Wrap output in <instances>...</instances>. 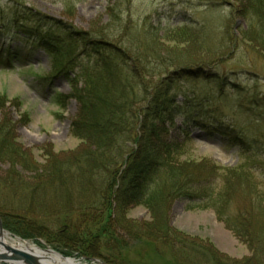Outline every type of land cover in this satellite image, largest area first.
I'll return each instance as SVG.
<instances>
[{
	"label": "trees",
	"instance_id": "obj_1",
	"mask_svg": "<svg viewBox=\"0 0 264 264\" xmlns=\"http://www.w3.org/2000/svg\"><path fill=\"white\" fill-rule=\"evenodd\" d=\"M10 1L6 25L37 35L38 46L51 62V76L67 81L71 89L69 97L77 103V113L69 123V130L87 142L88 148L64 158L45 149L47 159L44 163L30 164L28 150L16 140L14 122L0 117V164L7 163L10 169L9 179L0 180V185L10 186L13 195L17 192L18 196L14 197L19 198L17 204L23 212L17 224H12L0 211L2 227L21 238H46L51 247L63 255L74 251L94 255L95 250L83 248L87 240L80 236L77 224L71 231L69 226L86 220L94 224L106 209H113V220L121 223L130 205L143 204L151 219L131 230L139 240L173 247L177 255L187 258L190 264L198 254L203 256V264H264V190L255 189L258 184L264 186V168L258 171L255 166L243 165L241 170L231 169V172L221 171L216 165H205L206 168L198 169L176 162L174 155L180 143L160 137V133L174 126L184 133L185 140L181 142L185 143L189 137L187 125L194 121L195 126L204 128L198 126L195 118L214 111L202 102L189 104L181 111L176 93L183 82L202 78L220 89L231 83L237 85L218 73L217 62L212 58L168 62V66H179V70H171L170 79L162 78L149 89L144 81L145 71L148 72L150 63L163 67L165 56H159L156 51L151 59L130 58L121 53L119 45L115 47L104 40L109 23L116 30L122 29H118L122 23L120 0L108 6L109 19L101 30L95 31L77 30L61 19L34 10L23 1ZM239 1L243 6L237 12L248 16L250 22V28L241 37L264 59V0ZM129 45L128 49L134 54L141 48L135 42ZM4 49L0 48L1 53L8 54L7 59L11 60L13 51L8 48L4 52ZM16 57L19 58V54ZM84 59L97 70L95 74L85 73ZM137 97L140 98L138 103L145 100L144 106L136 104ZM256 100L264 106V98L254 95L250 101ZM163 113L167 114L169 122L163 119ZM178 113L186 116L184 126L173 120ZM232 142L244 146L243 156L251 151L249 156L264 159V133H258L246 143L234 138ZM25 171L30 173L26 177L33 182L24 181L22 172ZM177 198L213 210L250 255L240 260L229 259L211 247L179 237V233L169 227L167 216ZM34 202L36 206L32 205ZM57 203L61 205L59 209L53 205ZM110 214L111 211L108 216ZM49 219L61 220L64 224L56 230L44 224Z\"/></svg>",
	"mask_w": 264,
	"mask_h": 264
},
{
	"label": "rangeland",
	"instance_id": "obj_2",
	"mask_svg": "<svg viewBox=\"0 0 264 264\" xmlns=\"http://www.w3.org/2000/svg\"><path fill=\"white\" fill-rule=\"evenodd\" d=\"M20 1L49 17L73 25L77 30L95 31L101 30L109 19L107 8L115 0ZM120 2L122 23L118 29H122L116 30L109 23L104 40L115 47L119 45L121 53L130 58L151 59L156 51L159 56H165L163 67L150 63L152 66L149 65L148 72L145 71L147 75L144 81L149 84V89L162 78L170 79L171 70H179V66H168L169 63H174L172 61H196L203 58L214 59L219 65L218 73L226 75L237 84L231 83L220 89L208 79L191 78L181 84L177 89L179 92L175 91L181 111L196 102H202L204 106L214 110L213 113L195 118L200 124L198 126L204 128L195 126L194 121L187 125L189 137L185 143L181 142L185 140L184 133L174 126H169L160 133L162 139L180 143L174 155L176 162L193 165L198 169L205 165H216L221 171L226 169L231 172V169L238 171L243 165H252L261 171L264 168V159L261 156H249L251 151L246 152L248 156H243L241 152L244 146L232 142L234 138L246 143L258 133H264V106L257 100L250 101L254 95L264 98V59L251 43L241 37L250 28L248 16L237 12L243 6L241 1ZM11 5L10 0H0V26L4 23V28L8 31L3 33L6 38L0 39V48H5L4 52L11 49L14 56L8 60V54L0 51V117L5 116L14 122L16 140L30 154L28 162L39 165L47 159L45 149L64 158L88 148V145L69 130V123L77 113V103L69 97L71 89L67 81L51 76V62L49 63L48 55L38 46L37 35L6 25ZM133 40L141 46L135 54L128 49L129 44L134 43ZM16 49L20 52L16 53ZM17 54L19 58L16 57ZM82 63L86 68L85 73L93 75L97 72L87 60H82ZM139 100V97L135 99L136 104L144 106L145 100L144 103H138ZM162 116L167 122L170 121L166 113ZM174 116L176 124L184 126L183 120L186 116L181 113ZM218 128H222V131ZM9 170L7 163L0 164L1 181L9 179ZM22 174L25 182H33L26 177L30 175L28 171ZM255 189L264 190V186L258 184ZM13 193L10 186L0 185V211L12 224H17L16 220H20L19 216L23 212L17 204L20 202L19 198L14 197L18 196L17 192L14 195ZM35 204L34 202L32 205ZM53 205L58 209L61 206L58 203ZM110 211L111 217L108 216ZM110 211L106 209L102 218L94 224L87 223L86 220L85 223L75 222L69 226L71 231L72 226L77 224L75 227L80 236L84 241L87 240L83 248L95 250L94 255H87L88 252L76 253L75 249L70 255H63L53 249L46 238H21L4 228L3 231L22 242L51 250L65 258H73L76 264H190L187 258L177 255L178 251H174L173 247L161 243L156 245L133 236L131 230L135 225L148 223L151 219L143 204L130 205L123 219H120L121 223L113 220V209ZM167 216L169 227L184 240L211 247L229 259L240 260L250 255L246 246L226 228L224 222L211 209L191 205L188 201L177 198ZM44 224L57 230L64 223L49 219ZM186 246L184 245L185 249ZM202 261L203 256L198 254L192 264H203ZM0 264L15 263L0 261Z\"/></svg>",
	"mask_w": 264,
	"mask_h": 264
},
{
	"label": "bare ground",
	"instance_id": "obj_3",
	"mask_svg": "<svg viewBox=\"0 0 264 264\" xmlns=\"http://www.w3.org/2000/svg\"><path fill=\"white\" fill-rule=\"evenodd\" d=\"M2 24L3 25L0 26V39H5L6 37L3 36V33L7 30L4 28V23ZM1 243L10 245L32 255L39 264H76L73 258H65L51 250L41 249L34 244L22 242L19 238H12L4 231L0 232V252H3L4 248ZM15 264L23 263L18 261L15 262Z\"/></svg>",
	"mask_w": 264,
	"mask_h": 264
},
{
	"label": "water",
	"instance_id": "obj_4",
	"mask_svg": "<svg viewBox=\"0 0 264 264\" xmlns=\"http://www.w3.org/2000/svg\"><path fill=\"white\" fill-rule=\"evenodd\" d=\"M3 231L1 219H0V232ZM4 251L0 252V261L4 262H22L23 264H39L38 261L30 254L25 253L22 250L14 248L10 245L1 243Z\"/></svg>",
	"mask_w": 264,
	"mask_h": 264
}]
</instances>
